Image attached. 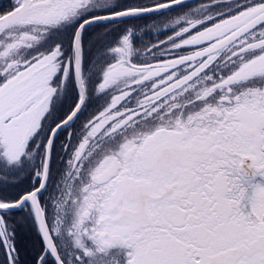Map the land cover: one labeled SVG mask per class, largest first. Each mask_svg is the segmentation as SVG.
I'll use <instances>...</instances> for the list:
<instances>
[{
    "label": "snow or ice",
    "instance_id": "6c2138e0",
    "mask_svg": "<svg viewBox=\"0 0 264 264\" xmlns=\"http://www.w3.org/2000/svg\"><path fill=\"white\" fill-rule=\"evenodd\" d=\"M0 264H264V0H0Z\"/></svg>",
    "mask_w": 264,
    "mask_h": 264
}]
</instances>
